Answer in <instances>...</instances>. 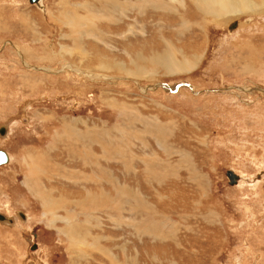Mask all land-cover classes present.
Returning a JSON list of instances; mask_svg holds the SVG:
<instances>
[{
  "label": "rangeland",
  "instance_id": "rangeland-1",
  "mask_svg": "<svg viewBox=\"0 0 264 264\" xmlns=\"http://www.w3.org/2000/svg\"><path fill=\"white\" fill-rule=\"evenodd\" d=\"M138 1L0 0V264H264V0Z\"/></svg>",
  "mask_w": 264,
  "mask_h": 264
},
{
  "label": "bare ground",
  "instance_id": "bare-ground-1",
  "mask_svg": "<svg viewBox=\"0 0 264 264\" xmlns=\"http://www.w3.org/2000/svg\"><path fill=\"white\" fill-rule=\"evenodd\" d=\"M149 2H151L152 3V1L153 0H148ZM157 3H159L160 5H165V4H162L163 2H161V0H155ZM172 1H174V0H169V2H170V4H171V2ZM237 1H239V2H237ZM169 2H167V3H169ZM240 2H241V6H243L242 5V0H200V2H196L195 4H196V6L198 7V8H201V7H205L206 9H205V14H209V13H211V14H213V16L212 17H214L215 15H217L218 17L220 16V15H228V14H230L231 12H234V10H237V9H239V8H242V7H240ZM40 3V1L38 0L37 1V4H39ZM138 3H141L140 1H138V0H136V3H135V5H137V6H140ZM166 3V4H167ZM181 3V2H180ZM114 4V3H113ZM172 4H173V2H172ZM35 5V4H34ZM40 6V4L38 5V7ZM152 6L153 7H150L151 9H150V11L151 12H153L154 14L156 13V12H158V10H161L160 9V7H157V6H155V5H153L152 4ZM166 6V5H165ZM167 6H168V4H167ZM182 5H180V8H182L181 7ZM186 6V5H185ZM195 6V5H194ZM247 5L245 4L244 5V7H246ZM209 7H213V8H215L216 10L215 11H211V12H208L207 11V8H209ZM171 8V7H170ZM210 8V9H211ZM248 8L250 9V7H249V5L247 6V10H248ZM164 9V8H163ZM186 9V8H185ZM165 10V9H164ZM170 10V9H169ZM194 11V10H193ZM150 12V13H151ZM165 12V11H164ZM197 12V11H196ZM236 12V11H235ZM234 12V13H235ZM175 14V13H174ZM188 14L190 15H193L192 13H190V12H188ZM196 14V13H195ZM155 15H153V17H154ZM150 17V16H149ZM179 17V16H178ZM87 19V18H86ZM215 19V21H216V18H214ZM74 21H76L77 23H79V21L78 20H74ZM74 21H71L70 23H69V29L70 30H73V27H72V25H76V26H78V24H76ZM214 21V22H215ZM203 23V22H202ZM205 23V22H204ZM235 24L236 23H232V24H229V26H235ZM81 26V25H80ZM80 26H78V27H80ZM86 26H87V24H86ZM202 27V26H201ZM86 28V27H85ZM203 29H204V27H202ZM77 29V27H75V30ZM78 31V30H77ZM73 32V31H72ZM80 32H83L82 30L80 31ZM79 32V33H80ZM75 39H78V40H80V37L79 38H75ZM74 44L76 45V42H74ZM17 52V51H16ZM0 127H4V126H0ZM5 128V127H4ZM5 134V133H4ZM0 137H2V136H0ZM0 151H2V152H4L5 153V155H6V157H7V163H8V155H7V153L5 152V151H3V150H1L0 149ZM6 163V164H7ZM4 164H2V165H0V167L1 166H3ZM235 174V173H234ZM237 176V178H238V180L236 181V183L235 184H237L238 183V181H239V176L238 175H236ZM126 205V204H125ZM124 210V209H123ZM23 214V213H22ZM21 214V215H22ZM1 216H3L2 214H0ZM141 215V214H140ZM16 216H18L17 214H16ZM21 220L23 219V218H21L20 216H18ZM24 217V216H23ZM3 218H6V219H9L10 221H11V224H12V218L11 217H9V218H7V217H5V216H3ZM0 223H3V222H1L0 221ZM6 223V222H5ZM5 223H3V224H5ZM6 224H8V223H6ZM132 224V223H131ZM101 226V225H100ZM133 227V226H132ZM151 229V228H150ZM69 231V230H68Z\"/></svg>",
  "mask_w": 264,
  "mask_h": 264
},
{
  "label": "water",
  "instance_id": "water-1",
  "mask_svg": "<svg viewBox=\"0 0 264 264\" xmlns=\"http://www.w3.org/2000/svg\"><path fill=\"white\" fill-rule=\"evenodd\" d=\"M37 1L38 0H29L30 4H37ZM230 27H232V25ZM4 133H5V128L4 127H0V136H3ZM6 163H7L6 155H5L4 152L0 151V165H2V164L5 165ZM226 177L228 179L229 185H234L236 183V181L238 180L237 176L231 171H228L226 173ZM0 221L1 222H6V223L7 222H11L9 219L3 218V216H1V215H0Z\"/></svg>",
  "mask_w": 264,
  "mask_h": 264
},
{
  "label": "crops",
  "instance_id": "crops-1",
  "mask_svg": "<svg viewBox=\"0 0 264 264\" xmlns=\"http://www.w3.org/2000/svg\"><path fill=\"white\" fill-rule=\"evenodd\" d=\"M264 91V90H263ZM6 134V133H5ZM77 138H78V136H77ZM85 155H88V153L87 154H85ZM95 165V164H94ZM8 224H11V222H7Z\"/></svg>",
  "mask_w": 264,
  "mask_h": 264
}]
</instances>
